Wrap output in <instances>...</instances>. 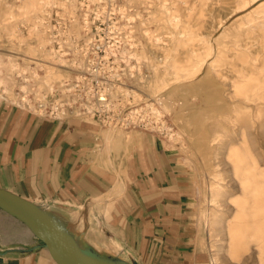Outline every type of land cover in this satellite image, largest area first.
Wrapping results in <instances>:
<instances>
[{
	"label": "bare ground",
	"instance_id": "bare-ground-1",
	"mask_svg": "<svg viewBox=\"0 0 264 264\" xmlns=\"http://www.w3.org/2000/svg\"><path fill=\"white\" fill-rule=\"evenodd\" d=\"M188 1L159 0L154 5L149 3L150 0H125L119 10L126 24L134 29L129 31V45L124 51L147 62L153 71L150 76L139 75L138 82L143 88L152 92L165 85L171 88L166 94L154 95L155 102L148 103L150 114L156 116L158 128L167 130L171 140L188 141L187 132L190 131L186 125L180 124L181 120L187 123L186 116L209 113L208 110L218 116L214 118L213 134L201 137L194 144L195 151L197 148L204 153L205 160L215 166L205 182L209 198L202 212L214 238L212 261L213 264H239L234 260L236 258L239 262L243 259L245 264L248 257L244 251L255 247L257 257L264 264V163L260 159L264 157V61L257 63L258 57L252 54L254 49L250 46L251 42H256L259 50L264 51V1L231 25L223 27L215 38L208 35L209 31L204 34L195 30L184 19L180 4ZM254 1L257 0H237L236 9L248 8ZM201 2L205 5L208 0ZM42 3L53 7L59 2L6 0L8 9L4 20L11 24L6 30L9 35L27 42V47L22 53L15 46L0 48V95L39 111L49 106L46 100L49 90L55 91L59 87L69 76L72 65L63 55L48 48L51 38L44 36L46 27L49 28L46 15H51L52 11ZM143 7L149 10L150 16L143 15ZM36 8L38 14L33 13ZM190 15L187 12L186 16ZM151 20L160 21V30L150 28ZM19 23L30 27L29 36L35 38L36 43L21 36ZM219 24L225 25L223 21ZM81 28V24L75 22L71 30L80 35ZM256 30L258 35L254 36ZM195 39L201 41L202 46L197 48L192 42ZM179 48L180 56L185 49L180 65L174 57L177 54H173ZM18 55H22L27 63L18 61ZM231 55L237 61L230 59ZM239 61L241 63H236ZM3 68L7 73H2ZM43 68L46 75L41 74ZM169 73L173 76L167 78ZM54 81L59 85H53ZM178 90L181 91L179 109L173 97ZM33 93L35 96L32 97ZM201 97L207 102L208 110L198 104ZM173 111L175 122L181 125L177 131H173L166 119ZM118 130L116 135L123 138L126 133ZM189 135L194 139L197 137L191 132ZM227 163L231 171L230 182H226L227 175L222 169ZM222 207L231 209L232 216L227 217ZM222 233L225 237L218 238ZM223 239L226 243L220 242Z\"/></svg>",
	"mask_w": 264,
	"mask_h": 264
},
{
	"label": "crops",
	"instance_id": "crops-1",
	"mask_svg": "<svg viewBox=\"0 0 264 264\" xmlns=\"http://www.w3.org/2000/svg\"><path fill=\"white\" fill-rule=\"evenodd\" d=\"M109 129L0 97V186L59 213L104 254L202 264L194 168L155 133L131 129L119 138ZM14 219L20 229L0 241V264H58Z\"/></svg>",
	"mask_w": 264,
	"mask_h": 264
},
{
	"label": "rangeland",
	"instance_id": "rangeland-1",
	"mask_svg": "<svg viewBox=\"0 0 264 264\" xmlns=\"http://www.w3.org/2000/svg\"><path fill=\"white\" fill-rule=\"evenodd\" d=\"M59 3L57 7L53 8L52 6L46 5V3H42L41 5H45L48 9H51V15H46L48 23H51L52 19H61V20H71L75 19V22H79L81 24V32L80 35L84 34V27H83V21L85 18H88L87 20L90 21V24L92 23L95 27H93V30L97 26L103 27L104 30H102L104 33H123V34H129L131 29L127 24H126V19L123 17V14L121 13L120 7L124 4L125 0H87L91 4V8L88 9H81L80 5L81 2L84 0H68L67 2L64 0H57ZM264 0H257L254 1L248 8L245 9H236L237 5V0H208V2L204 5L201 0H189L188 3H181L180 4V12L184 14V19L188 20L190 23V26L194 28L197 31H200V33L206 34L205 31H209L208 33L209 36H213L214 38L217 37L223 30V27L229 26L232 23H234L239 17L247 14L254 8H256L261 2ZM149 3L152 4H158L159 0H150ZM6 0H0V48H5V46H15L16 50H20L18 52L22 53L24 52V48L27 47V42L21 41L19 37L11 36L9 35L8 31L6 30L7 26H10L11 24L6 23L4 20V15L6 10L8 9V6H6ZM60 5H64L65 7H60ZM66 5L68 7H66ZM72 5V6H71ZM75 6V9L72 7ZM79 6V7H78ZM224 6V7H223ZM193 7L192 10H189L188 8ZM202 7H204V11H202ZM228 7V8H226ZM118 8V10H117ZM230 8V9H229ZM232 8V9H231ZM143 9V15L148 17L150 14L148 13L149 10ZM215 9V10H214ZM16 12H19L18 8H15ZM73 10V11H72ZM109 10V11H108ZM31 11V10H29ZM116 11V12H115ZM221 11V13H220ZM32 12V11H31ZM187 12H190V16H186ZM228 12V13H227ZM232 12V13H231ZM34 14L39 13V9L36 8L33 10ZM242 13V14H241ZM88 14V15H87ZM106 14V15H105ZM223 14V15H222ZM87 15V16H85ZM73 16V17H72ZM225 16V17H223ZM211 23H210V22ZM224 22V26H221L219 22ZM74 24V23H73ZM97 25V26H96ZM116 25V26H115ZM133 25V24H132ZM71 26L68 25V27ZM111 26V28H110ZM123 26V27H122ZM149 26L152 30H160V21L159 20H151L149 22ZM49 27V26H48ZM113 27V28H112ZM209 27V28H208ZM220 27V28H219ZM45 28V27H44ZM219 28V32L215 34V30ZM29 29L30 27L27 24L24 23H19V32L22 37H27L31 41V43H36L35 38H30L29 36ZM116 29V31H114ZM128 29V30H127ZM223 29V30H222ZM46 34L44 36L50 37V32L46 27ZM92 30V31H93ZM215 35H214V34ZM254 36L258 35V31L253 34ZM52 41V40H51ZM48 43V48H51L56 52L54 49V44L53 42ZM192 41V40H191ZM194 45L198 48L202 46L201 41L198 39H195L192 41ZM251 48L254 49L253 55L258 57L257 63L261 64L264 61V51L259 50V45L256 42H251L250 43ZM173 54H177L174 56L176 59H178V64L180 65V59L182 56L185 54V49L184 51L181 52L180 56V48L178 51H174ZM230 54V53H229ZM18 61H20L23 64H26L27 61L24 59L22 55L17 56ZM230 59L235 61V57L231 55ZM237 61V60H236ZM144 68L142 69V72H144L145 76H150L153 74V71L151 68L148 66L147 62L143 61ZM236 63H241V61L236 62ZM242 64H247V63H242ZM2 73H7V70L3 68ZM30 74V72H29ZM41 74L46 75L45 69H41ZM71 74V73H70ZM69 74V76H70ZM173 74L169 73L167 75V78L172 77ZM66 78V77H65ZM170 81H173L171 79ZM169 81V82H170ZM141 82V81H140ZM139 83V82H138ZM137 83V84H138ZM143 83V82H141ZM53 85H59L57 81L53 82ZM139 85V84H138ZM142 85V84H140ZM139 85V86H140ZM172 87H175V85H171ZM171 88L168 86H164L161 88L156 89L154 92L149 91L145 88L142 87V90L140 93L141 95L139 96V102L141 105L145 106L146 104L149 105L148 103H154L155 99L152 97L154 95H159V94H166L167 91H169ZM53 91L49 90L48 92V98L53 100ZM180 95L181 91L178 90L174 94V99L177 101V109L180 108ZM35 96V93L32 94V97ZM1 98H4L0 95ZM10 100V99H9ZM48 101V99H46ZM151 100V101H150ZM14 101V100H12ZM16 102V101H14ZM198 104L203 107L207 108L209 106L207 105V102L203 100V98L198 99ZM208 110V109H206ZM39 111V110H38ZM209 113H202L197 114V115H188L186 116L188 119L187 123L186 121L181 120L180 124L182 126L186 125L187 129L193 133L196 134L197 137L192 138L190 132H187V139L188 141L186 143L182 142L181 140H171L164 132L156 130L158 134L161 135L162 138H164L168 145L175 150H177L184 160L188 162L195 170L197 174V209H198V224L197 227L199 228L201 232V242H202V250L204 253V259L202 260V264H213L212 261V250H211V245L214 241V238L211 237L209 227L207 225L206 219L203 217V210L206 207V204L208 202L209 198V192H208V187L206 185V181H208L210 174H212L215 170V166L212 163L207 162L204 153H200L198 149L196 148L195 151V145L197 144L198 140L201 137H208L213 134L214 132V118H217V115H214L213 112ZM174 111L172 113L167 114L166 119H168L169 125L173 128V131L179 130L181 125L174 120ZM221 118V117H220ZM180 125V126H179ZM175 127V129H174ZM112 128V129H111ZM109 130H118L122 131L124 133H127V129L124 128H117V127H111ZM133 129H141V128H133ZM131 131V129H128ZM126 131V132H125ZM189 133V134H188ZM264 137V136H262ZM193 145V146H192ZM194 147V148H193ZM195 151V152H194ZM206 159V160H205ZM261 162L264 163V157H260ZM222 169L225 171V174L227 175L226 182L229 180L230 182V173L231 171L229 170V163L224 164L222 166ZM208 175V176H207ZM231 202V201H230ZM229 203V202H228ZM223 210H225L227 217L232 216V210L228 209L227 207H222ZM20 222L0 210V241L1 240H11L14 238V236L18 235V232L20 229ZM224 234L222 233L221 235L218 236V238H222ZM225 237V236H224ZM220 242L226 243L225 240L223 239ZM222 253H226L225 250H222ZM245 255H247V262L245 264H263L260 262L259 258L257 257V249L254 248H249L248 250L244 251ZM234 260H237L239 264H244L243 259L240 260L234 258Z\"/></svg>",
	"mask_w": 264,
	"mask_h": 264
},
{
	"label": "built area",
	"instance_id": "built-area-1",
	"mask_svg": "<svg viewBox=\"0 0 264 264\" xmlns=\"http://www.w3.org/2000/svg\"><path fill=\"white\" fill-rule=\"evenodd\" d=\"M90 5L84 0L80 8L88 9ZM87 19L82 23V35L71 30L75 19L53 18L49 23L54 49L72 64L71 74L53 91V100L47 97L49 106L46 109L32 110L53 118L85 116L105 127L141 128L161 136L156 131L159 130L167 135V130L158 128L156 116L150 114L148 105L142 106L139 102L143 90L138 77L144 73L145 63L124 51L129 45L128 34L104 33V28L97 25L93 30L95 26Z\"/></svg>",
	"mask_w": 264,
	"mask_h": 264
},
{
	"label": "water",
	"instance_id": "water-1",
	"mask_svg": "<svg viewBox=\"0 0 264 264\" xmlns=\"http://www.w3.org/2000/svg\"><path fill=\"white\" fill-rule=\"evenodd\" d=\"M0 209L25 224L58 264H137L102 253L76 233L59 213L1 186Z\"/></svg>",
	"mask_w": 264,
	"mask_h": 264
}]
</instances>
